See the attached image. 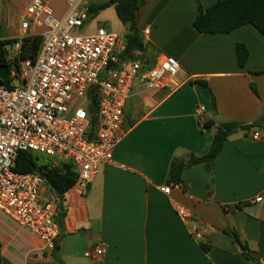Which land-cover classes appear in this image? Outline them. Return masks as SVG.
Segmentation results:
<instances>
[{"label":"crops","instance_id":"1","mask_svg":"<svg viewBox=\"0 0 264 264\" xmlns=\"http://www.w3.org/2000/svg\"><path fill=\"white\" fill-rule=\"evenodd\" d=\"M58 1L52 8L61 16ZM196 1L145 0L136 11L142 57L151 64L161 54L176 59L180 85L134 92L113 164L100 165L84 193L71 187L57 200L65 216L52 253L24 261L20 231L0 216V264H264V143L250 139L264 132V74L257 73L264 70V36L249 24L228 34L194 31ZM216 1L198 0L203 9ZM236 43L248 51L244 67L237 64ZM191 81L205 83L211 96ZM199 107L213 127L201 126ZM222 124L248 129L227 137L207 171L193 160L207 153ZM172 161L185 168L180 188L166 195L160 188L168 185ZM45 193L54 195L47 187ZM256 197L261 201L254 203ZM177 207L189 217L181 218Z\"/></svg>","mask_w":264,"mask_h":264},{"label":"built area","instance_id":"2","mask_svg":"<svg viewBox=\"0 0 264 264\" xmlns=\"http://www.w3.org/2000/svg\"><path fill=\"white\" fill-rule=\"evenodd\" d=\"M50 2L29 0L18 15L15 42L0 45L5 59L1 66L8 69L7 79L0 81V216L20 231L21 245L27 247L24 261L55 250L59 207L57 198L45 193L39 175L13 171L17 154H39L54 169L71 164L76 173L72 187L84 193L99 166L113 164L125 106L134 92L173 91L180 85V66L173 57L158 55L152 65L144 58L122 59L125 37L104 25L79 34L92 18L90 0H63L61 16ZM32 38H40L38 51L22 57V41ZM5 40L0 37V44ZM93 108L97 126L88 138ZM202 113L199 107L201 126ZM250 139L264 143V132H253ZM172 188L180 185L160 190L168 195ZM176 211L183 219L189 217L182 207ZM94 253L102 259L101 247Z\"/></svg>","mask_w":264,"mask_h":264},{"label":"trees","instance_id":"3","mask_svg":"<svg viewBox=\"0 0 264 264\" xmlns=\"http://www.w3.org/2000/svg\"><path fill=\"white\" fill-rule=\"evenodd\" d=\"M145 3V0H108L99 4L91 2L90 12L93 16L98 15L101 11L112 8L118 21L127 27L125 34V43L127 51L121 58H144L142 57V44L137 37L135 31V13ZM196 13L191 23V28L201 34H228L233 30L244 26L252 25L257 32L264 36V0H218L210 7L203 9L196 1ZM15 40L8 39L1 42L2 45H10ZM40 38L24 39L21 46L22 57H33L39 49ZM130 43V46L127 44ZM129 47L134 48V52L129 54ZM235 55L239 67H244L248 59V51L242 43H236ZM5 64V59L0 54V65ZM148 65H152L148 63ZM264 74V70L257 72ZM199 92H205L209 96L211 93L205 86V83L200 81H191ZM95 109L93 108L90 113L88 138L94 137V132L97 126V118ZM125 113V112H124ZM126 117V116H125ZM214 123L211 121H204L203 127H213ZM239 127L235 124H222L215 127L209 149L203 156L194 158V163L203 164L207 171H211L213 161L220 152L223 143L227 137L235 132ZM239 129L246 130L247 127ZM185 168L182 161H172L168 170L167 184H179L181 182V173ZM16 173L27 174L34 173L39 175L45 186L51 190L57 200L60 202L64 194L74 185L76 180V173L73 166L68 163H62L58 169L51 168L47 162L40 163L38 157L34 154L19 152L15 159V167L13 169ZM65 210L60 205L58 214V223L63 220ZM236 242L235 235L232 236ZM200 248L206 252L208 247L204 244ZM244 257L249 258L246 254ZM253 259V258H252ZM257 264V263H255Z\"/></svg>","mask_w":264,"mask_h":264},{"label":"rangeland","instance_id":"4","mask_svg":"<svg viewBox=\"0 0 264 264\" xmlns=\"http://www.w3.org/2000/svg\"><path fill=\"white\" fill-rule=\"evenodd\" d=\"M29 0H0V37L1 39H14L16 36V27L18 15H20L21 11L26 6ZM94 2L95 0H91ZM50 4L52 7H58L60 2L58 0H51ZM114 24V25H113ZM96 25H104L109 30L117 32L122 37H125V31L123 25L118 23L114 16V12L111 8L106 9L98 13V15L93 16L91 18L90 25L87 27L88 29L84 32H80L79 34H89L93 31ZM130 46V43H127ZM11 52L13 49L10 48ZM134 48L129 47V54L132 55L131 52H134ZM38 157L40 163L47 162V159L42 157L39 154H35Z\"/></svg>","mask_w":264,"mask_h":264},{"label":"water","instance_id":"5","mask_svg":"<svg viewBox=\"0 0 264 264\" xmlns=\"http://www.w3.org/2000/svg\"><path fill=\"white\" fill-rule=\"evenodd\" d=\"M8 77V69L6 66L0 65V81L6 80Z\"/></svg>","mask_w":264,"mask_h":264}]
</instances>
